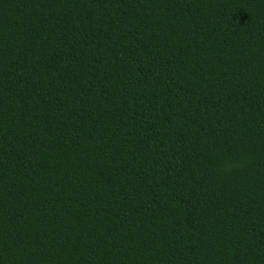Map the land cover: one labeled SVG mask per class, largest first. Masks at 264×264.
I'll return each instance as SVG.
<instances>
[{"label": "trees", "instance_id": "trees-1", "mask_svg": "<svg viewBox=\"0 0 264 264\" xmlns=\"http://www.w3.org/2000/svg\"><path fill=\"white\" fill-rule=\"evenodd\" d=\"M0 264H264V0H0Z\"/></svg>", "mask_w": 264, "mask_h": 264}]
</instances>
